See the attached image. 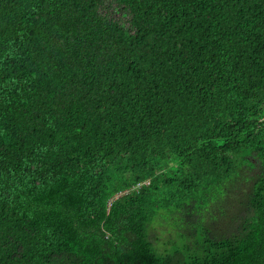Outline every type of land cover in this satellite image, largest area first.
<instances>
[{"label": "trees", "instance_id": "1", "mask_svg": "<svg viewBox=\"0 0 264 264\" xmlns=\"http://www.w3.org/2000/svg\"><path fill=\"white\" fill-rule=\"evenodd\" d=\"M0 264H264V0H0Z\"/></svg>", "mask_w": 264, "mask_h": 264}, {"label": "rangeland", "instance_id": "2", "mask_svg": "<svg viewBox=\"0 0 264 264\" xmlns=\"http://www.w3.org/2000/svg\"><path fill=\"white\" fill-rule=\"evenodd\" d=\"M111 7L112 6H109V9H108L110 15H112L114 18L121 19V21L123 22L125 19V16L123 15V13L116 10V8H111Z\"/></svg>", "mask_w": 264, "mask_h": 264}]
</instances>
